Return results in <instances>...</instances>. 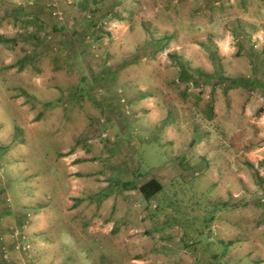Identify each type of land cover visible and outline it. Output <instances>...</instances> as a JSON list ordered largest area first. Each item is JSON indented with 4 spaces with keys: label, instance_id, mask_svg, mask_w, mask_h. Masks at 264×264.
Returning a JSON list of instances; mask_svg holds the SVG:
<instances>
[{
    "label": "rangeland",
    "instance_id": "374dc122",
    "mask_svg": "<svg viewBox=\"0 0 264 264\" xmlns=\"http://www.w3.org/2000/svg\"><path fill=\"white\" fill-rule=\"evenodd\" d=\"M118 1L0 0V264H264V150L245 154L263 148L264 138L237 136L232 143L214 135L213 146L226 141L234 153L217 155L212 171L190 158L189 169L177 173V181L154 200L144 194L146 199L107 207L89 186L103 182L102 174L115 192L123 180L118 168L99 172L91 164H100V149H106L109 136L106 124H91L102 113L86 85L105 66L118 65L117 89L101 88L97 94L119 100L128 117L136 114L130 105L139 93H147L142 87L153 83L155 71H166L169 83L186 85L177 81L185 50L170 42L166 53L174 57L168 59L160 54L165 50L161 44L150 49L173 32L172 20L181 26L178 41L197 43L206 53L217 36L234 37L227 44L242 61L231 71L217 58V87L227 90V78L242 79L245 99L258 86L249 83L253 66L259 69L257 80L264 81V0H160L178 9L162 13L149 26L147 18L132 22L131 3L118 7ZM195 11L201 12L194 17ZM194 23L202 28L189 27ZM122 63L129 65L122 70ZM219 70L228 75L221 77ZM203 79L212 82L205 76L188 82L197 86ZM132 80L136 87L129 92L122 85ZM199 107L206 115L203 104ZM137 156L131 154L132 162ZM144 158L146 163L135 170L141 180L163 163L161 155ZM213 185L209 196L198 193ZM126 211L134 217V240L105 236L104 224H120ZM216 211L212 226L217 225L206 233L212 227L208 217ZM144 217L146 224H141ZM166 221L185 231L160 230Z\"/></svg>",
    "mask_w": 264,
    "mask_h": 264
},
{
    "label": "crops",
    "instance_id": "0c3cea01",
    "mask_svg": "<svg viewBox=\"0 0 264 264\" xmlns=\"http://www.w3.org/2000/svg\"><path fill=\"white\" fill-rule=\"evenodd\" d=\"M180 1L182 2V0H178V2ZM127 2L131 3L132 6V22L136 18H141L142 20L147 18L149 22L147 26L152 21L159 22L162 13L178 9V7L161 5L159 4L160 0H140L139 2L138 0H119L117 2L119 4L118 7L125 5ZM118 7L115 6L114 9ZM204 9H206L205 6L202 10ZM200 12L195 11L194 17ZM178 22L175 23L171 20L170 25L175 27L173 32L164 37L163 40L153 43L150 49L156 51V49L158 50V45L161 44V46L165 47V50L160 53L161 56L169 59L172 55L166 53L169 49L167 46L171 44L170 42L176 41L178 47L184 49L185 56H187L185 57V67L180 63L181 66L179 67H182V69L180 68L179 77L181 79L179 80L177 78V81H185L187 82L186 85H181L182 83L178 84L176 82L169 83L166 81V71H155L153 83L142 87V90L147 93H139L138 100L135 99L132 105H130L136 114L128 117L123 112L124 106L120 104L119 100H113V97L110 100L109 96L103 97L102 94H97L101 88L107 91V87L109 89H117L116 86L119 85V82L115 77L119 74L117 73L119 70L118 65L105 66L102 75L96 74V76H93L94 79H91L88 84L86 83L88 85V91L94 92L92 97L96 101V104L98 103L100 113H102L100 115L101 120L96 123L95 120L91 119V124H106L108 130L106 134L109 136V139H105V143H107L106 149H100L98 159L100 164L94 163L95 160L91 164L93 163L95 166H99V172L106 171L111 173L118 168L120 172V177L118 178L123 180L122 185L118 186L119 191L117 190L115 192L110 191L109 182L105 180L106 177L102 174L98 177L103 182H100L96 186L92 184L89 186L95 193L99 194V201L107 204V207H113L117 203L123 204L125 203V199L130 201L132 198H145L140 188L151 179H155L161 184L160 186L162 188L156 191L157 193H162L166 189L165 186L167 184L170 185L174 181H177V178H179L177 173H182L183 170L189 169L190 158L193 161L192 163L199 162V165H207V169L210 168V171H212L213 161L217 162V155L221 157L226 156V152L229 153L228 150L234 153L233 150L224 145L226 141H222L218 146H213L212 141L214 135H217V139L223 138L226 140L228 137L232 143L234 140L239 139L237 136H240V139L245 141L252 139L259 141L264 138V81L260 82L257 80L259 69L253 66L254 68L252 70L254 77L252 80L253 83L251 84L258 85L256 92L251 91V94H247L245 99L242 98L243 91L241 90V86H231L227 90L217 87V58H222L224 65H227L231 71H234L240 65L239 62L242 61V57L236 58L232 55V46L231 44H227L231 43L230 38L234 37L230 35L225 37L217 36V39H215L216 45L212 47L208 46L207 48L210 50V53H206L205 49L201 50V47L197 43L185 44L177 40L179 33L182 32L179 30L181 26H178ZM189 27L202 28L199 23H194ZM155 59L153 60L154 62ZM222 61L220 62L222 63ZM128 65L129 63H122V70ZM188 65H192L196 69L192 71L187 67ZM193 72H197L196 75L198 78H204L205 76L207 79H211L212 82L205 84L203 79L197 86H190L189 79H193V76L197 77ZM219 73H221V77L228 75L222 70ZM104 79L107 80L106 83H102ZM213 80L216 81V84H213ZM108 81L112 82L113 85L108 84ZM122 86L131 92L136 87L135 80L128 81ZM179 86H182L183 89H179ZM114 95L115 97L119 96L116 93ZM199 104H203L205 107L206 115L200 112ZM237 111L240 112L237 113ZM123 122H130L131 125L135 126V130L128 131L125 125H123ZM141 127L145 129L142 130ZM254 133L256 134L255 137L253 136ZM128 137L129 140H127ZM111 139L113 141L117 140L119 144L116 142L109 144ZM189 139L191 146L190 148H186L187 140ZM237 146L239 145L237 144ZM237 148L238 151L241 149L240 147H235L234 149ZM260 150H264V147L255 148L245 154L248 156L254 154L253 156H255ZM78 151L79 153L86 154L84 150ZM131 154L134 156L138 155L137 159L134 158L135 162H132ZM145 154L147 158L149 156L161 155V161L163 163L155 167L153 174L148 175V179L141 180L140 177H136L135 170L137 169L139 171L140 167L146 163V159L144 158ZM261 157L264 158V155H261ZM132 163L136 167L133 169L128 168L127 166L130 165L131 167ZM93 164L92 166L94 167ZM133 173L135 174L133 175ZM172 173H176L175 177H171ZM130 175H133V177L130 178ZM87 178L89 180L91 179L89 177ZM214 187L215 185L211 187V190L198 191V193L208 192L209 196L212 193L211 191L215 189ZM116 188L117 186L113 189ZM154 199L155 197L149 201ZM195 203L200 205L198 201ZM217 203L219 204L220 202ZM217 203L208 202V206L216 205L217 207ZM123 216V219H120L121 222L118 225L115 222L105 223L104 230L107 231V234H103L105 236L118 235L120 238L127 236L129 239L132 237L131 240H134L136 228L131 222V218L134 219V217H131L128 211L123 213ZM216 216L217 211L209 215L208 220L210 222L208 223L211 226L213 223H216ZM145 218L142 219L141 224H146ZM151 218L154 219L153 217ZM168 222L166 221L165 226L162 225L159 229L168 232L179 227V230L185 231L178 224H168ZM214 226L207 227L205 229L206 233L211 232ZM90 228L91 231L95 230L93 226H90Z\"/></svg>",
    "mask_w": 264,
    "mask_h": 264
},
{
    "label": "trees",
    "instance_id": "16d2710c",
    "mask_svg": "<svg viewBox=\"0 0 264 264\" xmlns=\"http://www.w3.org/2000/svg\"><path fill=\"white\" fill-rule=\"evenodd\" d=\"M84 6H85L84 8H86L87 5L85 4ZM1 41H2V37L0 36V42ZM183 70H184V68H183ZM227 80L230 82V87L231 86H240V84L244 85L243 82H245L242 79H229V78H227ZM249 83H253V82L249 81ZM160 189H161V186L156 182L155 179H151V180L147 181L140 188L141 192L143 194H145L146 195L145 197L148 198V199L151 198V197H154L155 194L157 193L156 190L159 191Z\"/></svg>",
    "mask_w": 264,
    "mask_h": 264
},
{
    "label": "built area",
    "instance_id": "2783aa9c",
    "mask_svg": "<svg viewBox=\"0 0 264 264\" xmlns=\"http://www.w3.org/2000/svg\"><path fill=\"white\" fill-rule=\"evenodd\" d=\"M124 101H125V99H122V100H121V102H124Z\"/></svg>",
    "mask_w": 264,
    "mask_h": 264
}]
</instances>
